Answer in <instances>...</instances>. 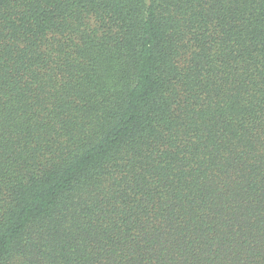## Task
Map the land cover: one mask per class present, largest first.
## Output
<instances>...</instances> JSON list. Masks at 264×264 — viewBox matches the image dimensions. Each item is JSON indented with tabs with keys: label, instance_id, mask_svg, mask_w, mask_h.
<instances>
[{
	"label": "trees",
	"instance_id": "1",
	"mask_svg": "<svg viewBox=\"0 0 264 264\" xmlns=\"http://www.w3.org/2000/svg\"><path fill=\"white\" fill-rule=\"evenodd\" d=\"M0 264H264V0H0Z\"/></svg>",
	"mask_w": 264,
	"mask_h": 264
}]
</instances>
